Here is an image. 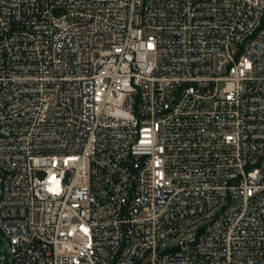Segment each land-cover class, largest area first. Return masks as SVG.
Instances as JSON below:
<instances>
[{"label": "built area", "instance_id": "2783aa9c", "mask_svg": "<svg viewBox=\"0 0 264 264\" xmlns=\"http://www.w3.org/2000/svg\"><path fill=\"white\" fill-rule=\"evenodd\" d=\"M0 169L13 264H264V0H0Z\"/></svg>", "mask_w": 264, "mask_h": 264}, {"label": "rangeland", "instance_id": "374dc122", "mask_svg": "<svg viewBox=\"0 0 264 264\" xmlns=\"http://www.w3.org/2000/svg\"><path fill=\"white\" fill-rule=\"evenodd\" d=\"M2 177V171L0 169V178ZM0 264H13L11 255L8 251V241L5 239L3 233L0 230Z\"/></svg>", "mask_w": 264, "mask_h": 264}]
</instances>
